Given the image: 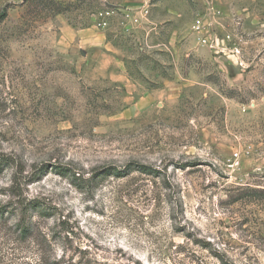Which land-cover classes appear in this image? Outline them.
I'll use <instances>...</instances> for the list:
<instances>
[{
  "label": "rangeland",
  "instance_id": "obj_1",
  "mask_svg": "<svg viewBox=\"0 0 264 264\" xmlns=\"http://www.w3.org/2000/svg\"><path fill=\"white\" fill-rule=\"evenodd\" d=\"M106 1L0 0V264H264V0Z\"/></svg>",
  "mask_w": 264,
  "mask_h": 264
},
{
  "label": "crops",
  "instance_id": "obj_2",
  "mask_svg": "<svg viewBox=\"0 0 264 264\" xmlns=\"http://www.w3.org/2000/svg\"><path fill=\"white\" fill-rule=\"evenodd\" d=\"M95 34L96 33L92 28H86L76 32V36L85 39L88 49L90 48V50H92V57L94 58L92 60L93 62L96 61L95 69L98 71V74L104 73L105 77L110 79L113 83H118L127 87L131 92L129 87H132L133 84L130 80V76L126 72L124 62L121 59L116 58L114 55V48L105 41L106 39L101 34L99 36ZM102 47L106 50L105 53H100L98 51V49L100 50ZM97 57H100L98 61ZM166 88L167 87L163 86L162 91H167L168 89ZM159 92L161 91L149 90L145 91L142 95L146 94V96L148 95L147 98H152V95Z\"/></svg>",
  "mask_w": 264,
  "mask_h": 264
},
{
  "label": "built area",
  "instance_id": "obj_3",
  "mask_svg": "<svg viewBox=\"0 0 264 264\" xmlns=\"http://www.w3.org/2000/svg\"><path fill=\"white\" fill-rule=\"evenodd\" d=\"M102 2L107 3L106 0H102ZM113 12H114L113 7H110V8L107 7L103 11H101L100 14L102 15V19L98 21L97 26L100 28L105 27L107 25V21L105 20V17L107 18V17L111 16ZM143 12L146 14L148 12V10L144 9ZM127 14L128 13H126V15ZM193 28H194L195 32L199 35V42L201 44H207L210 39H209V36L205 32L206 25H205L204 21L200 20V19L195 20V22L193 24Z\"/></svg>",
  "mask_w": 264,
  "mask_h": 264
},
{
  "label": "trees",
  "instance_id": "obj_4",
  "mask_svg": "<svg viewBox=\"0 0 264 264\" xmlns=\"http://www.w3.org/2000/svg\"><path fill=\"white\" fill-rule=\"evenodd\" d=\"M5 13H3L2 16H4ZM136 167L141 170V171H145L147 170L148 168L144 165H136ZM111 174H116V169L115 167L113 166H106V167H103L98 174H96V177H101V176H108V175H111ZM2 218V213H1V210H0V220ZM28 222V221H27ZM20 228V227H19ZM21 231V233L23 234H31L33 232V225L31 223H28L27 225L22 224L21 228L19 229Z\"/></svg>",
  "mask_w": 264,
  "mask_h": 264
}]
</instances>
